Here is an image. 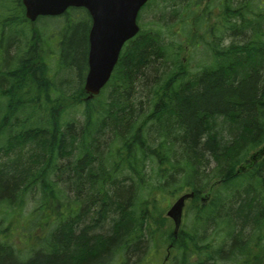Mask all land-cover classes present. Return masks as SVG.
Instances as JSON below:
<instances>
[{"label": "trees", "instance_id": "1", "mask_svg": "<svg viewBox=\"0 0 264 264\" xmlns=\"http://www.w3.org/2000/svg\"><path fill=\"white\" fill-rule=\"evenodd\" d=\"M20 1L2 4L12 9L3 37L11 32L15 41L20 31L14 26L27 20ZM179 5L168 12L157 6L159 20L177 16ZM253 6V0H226V27L241 34L231 46L214 49L197 74H190L180 56L171 66L158 29L141 33L128 43L105 98L85 99L91 20L84 9H78L79 20L77 14L68 16L63 43L62 75L72 77L49 78L43 65L29 69L37 45L29 48L5 74L10 86L20 84L10 93L21 85L30 88L33 77L47 98L31 104L28 98L20 103L9 98L0 111V196L17 192L16 204L4 199L0 208L24 209L40 190L31 213L45 219L41 226L54 225L41 252L57 253L37 251L27 260H13L11 232L2 229L0 264H102L119 247L116 255L125 251L126 256L120 264H143L131 259L145 252L154 235L144 191L153 194V204L163 193H195L190 201L196 203L188 206L192 228L174 238L166 217V224L158 225L164 241L174 243V256L185 259L168 264H227L234 261L230 255L250 249L252 234L264 232V156L252 155L264 144V27L261 17L246 19L243 13ZM232 7L237 20L228 18ZM15 48L19 53L22 44ZM50 88L62 97L53 98ZM10 130L14 136L5 137ZM127 178L130 185H123ZM211 186L212 196L202 202ZM104 220H110L108 229H101ZM215 234L225 236L217 252ZM240 240L243 245L236 247ZM195 251L197 263L189 259Z\"/></svg>", "mask_w": 264, "mask_h": 264}, {"label": "rangeland", "instance_id": "2", "mask_svg": "<svg viewBox=\"0 0 264 264\" xmlns=\"http://www.w3.org/2000/svg\"><path fill=\"white\" fill-rule=\"evenodd\" d=\"M154 1L155 0H152L151 3H153ZM182 1L185 2L184 11L182 13L186 15L185 18H182L181 14V17L179 19L176 16H168L169 22L158 21L161 18V13L159 12L157 6H167L168 8L166 9V12H168L169 10H171L172 6H177V3ZM194 2L196 3L194 4ZM2 3L3 1H0V4ZM224 4V0H157L152 9L145 12L144 10H142L141 13L143 14L144 20H153L151 22L155 23V25L160 29L161 37L165 41H174L176 44H180V42L183 43V46L185 48V56L187 57V61L189 62L191 71L199 72L202 66L211 59V43L212 41H216L213 40L216 38L213 36H218L219 44L230 43L232 40V38H228V36L225 34L227 30V24L225 20V18L227 17V12L224 8ZM253 4L255 6H260L261 9L253 6L252 13H249V16H253L257 12L264 13V0H253ZM0 11H2V9ZM175 18H177V20ZM228 18L232 19L233 16ZM170 21L176 22L172 25L171 28L168 26V23L171 24ZM212 32H214V34H212ZM191 35H197V46H193L188 42ZM187 45H189L190 47H188ZM64 74L66 75H62V73L59 72L58 77H66L67 79H69V77H72L67 75V72H64ZM0 107H5V104L0 103ZM77 111L70 110V114H72L73 112H77L75 113L77 114V116H75L79 118L82 115V106H80ZM59 180L61 181L62 179ZM183 193H185V191H181L172 196H170V194L168 193H163L161 195H158V200L153 204V194L144 191V200L145 202H148L147 205L150 209V214L153 216L151 228L154 229L153 242L154 253L156 254L155 258L149 264H162L163 259L166 256L169 241H164L158 225L162 221H165L166 224V220L163 219V215L166 214L167 210L175 202L176 198ZM34 194L35 195H31L28 198V203L26 204V207L24 209H15L9 211L0 208V230L6 227L9 228L10 232L12 230L11 239L13 240V243L21 250L20 255L22 259L19 257V261L29 258L34 252V249L37 248L38 242H36L35 238H38L40 234L50 236L54 228V226L51 224L52 221H50V225L45 226V230L43 231L39 226L41 216L33 215L31 213L34 205L37 204L36 200L41 197V191H36L34 192ZM32 196H34V198L36 199H34ZM193 203L196 202L191 203V201L189 200V203L186 205L187 211L185 209L184 212L183 223L186 224L188 228H192V216L188 212V206ZM109 222L110 220L106 222L104 220L102 223L103 227L101 229H108ZM208 234L211 235L212 230H210V233ZM258 236L264 238V232L260 233ZM258 236L255 237V241L250 246V249L247 253L235 256L233 260L236 261H232L231 263L227 264H246L242 260H246V262H251L254 264L263 263L264 239L259 240ZM213 237L214 244L222 243L225 238V236H219L216 234ZM38 249V252H41V248ZM119 249L120 247L116 250V252H114L115 254L113 253L114 256L119 251ZM123 252L125 254V251H122V253ZM172 252H174V250H172ZM113 254H111L110 256H112ZM120 254L116 255L118 256V261L116 262L117 264H119L120 260H123V255ZM139 254H136L134 255V257H132L131 261L133 263L135 262V260H139L142 255H145L144 253ZM150 257L151 256L149 254L148 258ZM111 263H114V261L112 260Z\"/></svg>", "mask_w": 264, "mask_h": 264}, {"label": "bare ground", "instance_id": "3", "mask_svg": "<svg viewBox=\"0 0 264 264\" xmlns=\"http://www.w3.org/2000/svg\"><path fill=\"white\" fill-rule=\"evenodd\" d=\"M20 4H21V6L26 8L25 4H24V0H21ZM78 9H84L86 11V13L88 14L90 20H91L90 21V23H91L90 29L88 31V53H87V69L90 68V64H89L90 63L89 62L90 46H91L90 30H91V27L93 25V17H92V14L90 13V11L87 7L71 5L61 14L39 15L36 19H34V20L29 19L27 21V22H31V24L28 23L29 26L27 28H24V23L17 22V24L14 27L15 28L17 27L18 30L20 31V33L18 34L16 31L17 34L14 36H17L16 38H18L19 42L15 41L14 38L11 39L8 37L11 32H9V35L0 38V98H47V94H46L45 90H41V88H39L37 85L36 80H38V79H34L33 77L29 79V84H30L29 87L30 88L27 89L25 86L21 85L22 87L20 88V90L18 92L13 90L10 93V89L12 86L15 87V86H18L20 84L17 83L16 85L10 86V81H9V79H6L5 74L12 71L13 70L12 68L18 66L20 64V62L18 64V61H21L23 58H25L24 54L28 52L29 48L34 47L35 44L37 45V47H36L37 56H34V57L32 56L33 59L31 60L30 65L32 63H34L36 65L38 64L39 67H37V68H41L43 65L44 70L46 71V75L49 78L56 77V75H58L59 72L62 73L64 71V67H65L64 56H63V50H64L63 43H64V39L66 38L65 35L67 34L66 33L67 32L66 30L68 27L67 25L69 23H71L70 19H68V16H70V15L73 16L74 14H77V19L80 18L79 17L80 12ZM142 10H144V12L148 10L147 2L142 5V7L140 8V10L137 14V17H136V23L139 27L138 32L133 37H131L130 39L125 41L122 48H121L120 53H121L122 58L126 55V48H127L128 43L131 40L137 38L141 33H145L146 31L150 30L149 21L143 19V14L141 13ZM227 11H229L232 15L237 14V9H234L233 7L230 9H227ZM243 13H244L246 19L256 20L259 17H261V18H259V19H261L260 25H262V27H264V25L262 24V22H264V20H262V17L264 15L263 12H257L253 16H249V13H252V11L246 13L244 10ZM234 17L237 20L238 17L233 15V18ZM175 19L177 20V18H175ZM181 22H184V21H181ZM174 23H176V22H171V24L168 23V26L171 28ZM8 28L9 27L7 25V19L3 16H0V29H5V31H6V29H8ZM72 28H73V26H72ZM243 33L246 34V32H243ZM212 34H214V32H212ZM225 34L228 36V38H232L231 42L226 43V44H221V43L219 44L218 43L219 42L218 36L217 35L213 36V37H216L215 39H213L216 41H212V43H211L212 44L211 53H213L214 52L213 50L217 49L219 46H224V47L231 46L235 42V37L241 33H240V31L236 32L234 30H231L230 28H227ZM9 40L10 41L13 40L10 47L8 46ZM188 42L190 44H192L193 46H197V35H191ZM16 43L22 44V49L19 53L16 52L17 51L15 48ZM163 43L165 44L163 48L166 49V51H167V55H168L169 62L171 64V66L174 67V61L176 59V56L177 57L180 56L181 59L185 63H187L188 70L191 72L190 74H197V71L193 72V71H191V69L189 67V62L187 61V57L185 56V48H184L182 42H180V44H176L174 41H163ZM187 46L190 47L189 45H187ZM8 54H9V57L7 56ZM19 59H21V60H19ZM116 69H117V63L114 66V69L111 73L109 80L112 79ZM85 74H86V72H85ZM149 84H150V82H148V85ZM156 86H158V85H156ZM83 89L86 93L91 94L94 98H101V97L105 98L106 97L105 94L101 93V89L98 93H95V94L92 92H88L86 89V86H84ZM20 92H21V94L19 97L15 96L16 94H19ZM49 93L54 96L53 98H60L63 95L62 92H58L54 88H50V91H48V94ZM67 98H70V97H66L65 99L67 100ZM80 98H84V97L80 96ZM0 111H1V108H0ZM12 131L13 130H10V132L8 131V133L5 134V137L14 136L15 133ZM261 136H262V134H261ZM261 136L259 138H261ZM71 163L72 162H70L69 164H71ZM195 165L197 166V162ZM128 180H129V178L124 180L123 185H130V181H128ZM16 195H17V192L10 195V196H2V197L0 196V201L4 200V199H9L11 201V203L16 204L15 203ZM70 197H72L71 193H70ZM40 224H39V226H40ZM11 233H12V230H11ZM47 236L48 235H46V236L44 235L40 239L42 245H44L46 243ZM243 243H244V241L240 240L236 247L242 246ZM147 247H148V245H147ZM48 249H51V250H46V251L44 250L40 253H42V255H50L52 253L53 254L57 253L52 248H48ZM232 249H236L235 246L232 247ZM139 253L140 252H138L137 254H139ZM11 255H12L11 257L13 258V260H15V259L19 260L20 258L22 259V257H20V258L17 257L18 256L17 253H15V254L11 253ZM115 257H116V255L115 256L112 255L107 260H103L104 262H102V261L101 262H102V264H111V261L114 260Z\"/></svg>", "mask_w": 264, "mask_h": 264}, {"label": "water", "instance_id": "4", "mask_svg": "<svg viewBox=\"0 0 264 264\" xmlns=\"http://www.w3.org/2000/svg\"><path fill=\"white\" fill-rule=\"evenodd\" d=\"M148 0H24L26 15L36 19L39 15L63 13L69 6H85L93 17L90 30L89 72L86 78L88 92L98 93L107 83L125 41L139 30L137 14ZM92 97V95L90 94ZM194 193H186L168 210L175 221V233L182 222L183 208Z\"/></svg>", "mask_w": 264, "mask_h": 264}, {"label": "flooded vegetation", "instance_id": "5", "mask_svg": "<svg viewBox=\"0 0 264 264\" xmlns=\"http://www.w3.org/2000/svg\"><path fill=\"white\" fill-rule=\"evenodd\" d=\"M20 3V2H19ZM31 24V22H24V28H27L28 26H29V24ZM3 35H4V32L2 33V37H3ZM37 67H39V65L37 64H34V63H32L31 65H30V67H29V69H37L38 70V68ZM34 79H36V78H34ZM34 100L35 101H40V98H34ZM19 101H21V99L20 98H17V100H16V102H19Z\"/></svg>", "mask_w": 264, "mask_h": 264}]
</instances>
